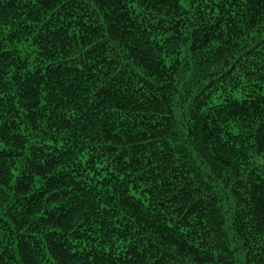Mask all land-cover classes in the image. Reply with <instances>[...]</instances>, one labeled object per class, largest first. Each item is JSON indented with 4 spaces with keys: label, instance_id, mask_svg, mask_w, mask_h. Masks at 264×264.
I'll use <instances>...</instances> for the list:
<instances>
[{
    "label": "trees",
    "instance_id": "1",
    "mask_svg": "<svg viewBox=\"0 0 264 264\" xmlns=\"http://www.w3.org/2000/svg\"><path fill=\"white\" fill-rule=\"evenodd\" d=\"M0 264H264V0H0Z\"/></svg>",
    "mask_w": 264,
    "mask_h": 264
}]
</instances>
